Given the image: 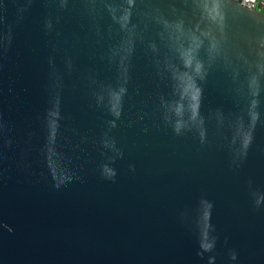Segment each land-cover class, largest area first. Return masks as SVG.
Returning a JSON list of instances; mask_svg holds the SVG:
<instances>
[{
  "label": "water",
  "instance_id": "water-1",
  "mask_svg": "<svg viewBox=\"0 0 264 264\" xmlns=\"http://www.w3.org/2000/svg\"><path fill=\"white\" fill-rule=\"evenodd\" d=\"M0 264H264V15L0 0Z\"/></svg>",
  "mask_w": 264,
  "mask_h": 264
},
{
  "label": "built area",
  "instance_id": "built-area-1",
  "mask_svg": "<svg viewBox=\"0 0 264 264\" xmlns=\"http://www.w3.org/2000/svg\"><path fill=\"white\" fill-rule=\"evenodd\" d=\"M240 6L264 15V0H235Z\"/></svg>",
  "mask_w": 264,
  "mask_h": 264
}]
</instances>
